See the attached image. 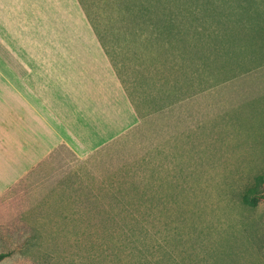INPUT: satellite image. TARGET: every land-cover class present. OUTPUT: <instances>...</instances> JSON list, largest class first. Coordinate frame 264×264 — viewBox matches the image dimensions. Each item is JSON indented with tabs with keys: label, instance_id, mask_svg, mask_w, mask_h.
I'll use <instances>...</instances> for the list:
<instances>
[{
	"label": "rangeland",
	"instance_id": "obj_1",
	"mask_svg": "<svg viewBox=\"0 0 264 264\" xmlns=\"http://www.w3.org/2000/svg\"><path fill=\"white\" fill-rule=\"evenodd\" d=\"M85 1L101 18L132 3L174 20L178 39L157 46L173 91L153 75L135 108L126 93L127 132L89 154L63 146L0 200V264H264V0ZM180 48L203 54L202 73Z\"/></svg>",
	"mask_w": 264,
	"mask_h": 264
},
{
	"label": "crops",
	"instance_id": "obj_2",
	"mask_svg": "<svg viewBox=\"0 0 264 264\" xmlns=\"http://www.w3.org/2000/svg\"><path fill=\"white\" fill-rule=\"evenodd\" d=\"M87 24L79 0H0V200L63 146L89 154L130 129L126 92Z\"/></svg>",
	"mask_w": 264,
	"mask_h": 264
},
{
	"label": "trees",
	"instance_id": "obj_3",
	"mask_svg": "<svg viewBox=\"0 0 264 264\" xmlns=\"http://www.w3.org/2000/svg\"><path fill=\"white\" fill-rule=\"evenodd\" d=\"M79 2L134 108L136 107L135 95L138 93L139 86L142 85L147 91H150L153 84H158L154 78L156 74L163 75L161 79L164 83L161 84V93L162 96H165L163 98H168L173 90L171 87H166L169 85L165 74L159 73L160 70H165V68L160 64V60L157 61L158 57L161 58L163 54L167 56L168 50H162V53L157 46L165 40H167V44L172 45L174 37L178 39V33L174 35V20L170 17L157 18L155 14L158 9L155 4L145 6L143 4L126 3L125 11L127 15L119 16L117 19H106V17L101 18L96 15L87 6L85 0H79ZM178 42L183 43V38L179 39ZM180 49L182 50V54L179 55L180 58H188V61L193 59L192 63H195V65L193 64L194 72L202 73L205 68L203 54L201 52L192 54L185 48ZM148 51L159 54L150 58L154 62L153 64L147 62L144 56V53ZM199 61L200 63H198ZM145 69L150 70L152 78L143 76ZM152 97L147 104L150 111H156L158 100ZM165 108L167 106L164 104L162 109ZM8 255L9 253H1L0 262Z\"/></svg>",
	"mask_w": 264,
	"mask_h": 264
}]
</instances>
